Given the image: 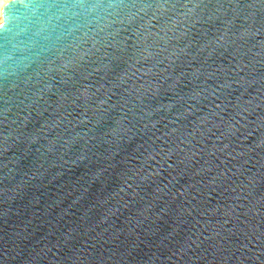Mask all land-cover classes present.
<instances>
[{
    "label": "water",
    "instance_id": "obj_1",
    "mask_svg": "<svg viewBox=\"0 0 264 264\" xmlns=\"http://www.w3.org/2000/svg\"><path fill=\"white\" fill-rule=\"evenodd\" d=\"M0 264H264V0H7Z\"/></svg>",
    "mask_w": 264,
    "mask_h": 264
},
{
    "label": "rangeland",
    "instance_id": "obj_2",
    "mask_svg": "<svg viewBox=\"0 0 264 264\" xmlns=\"http://www.w3.org/2000/svg\"><path fill=\"white\" fill-rule=\"evenodd\" d=\"M7 0H0V21L2 20V16H1V8L2 5L6 2Z\"/></svg>",
    "mask_w": 264,
    "mask_h": 264
},
{
    "label": "bare ground",
    "instance_id": "obj_3",
    "mask_svg": "<svg viewBox=\"0 0 264 264\" xmlns=\"http://www.w3.org/2000/svg\"><path fill=\"white\" fill-rule=\"evenodd\" d=\"M2 13V12H1ZM2 16V15H1Z\"/></svg>",
    "mask_w": 264,
    "mask_h": 264
}]
</instances>
